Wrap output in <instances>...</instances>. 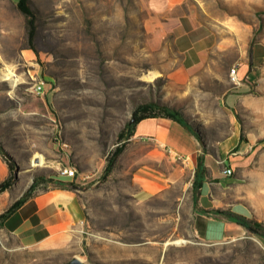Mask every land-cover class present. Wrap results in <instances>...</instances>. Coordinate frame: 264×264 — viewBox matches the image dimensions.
<instances>
[{"label": "rangeland", "instance_id": "1", "mask_svg": "<svg viewBox=\"0 0 264 264\" xmlns=\"http://www.w3.org/2000/svg\"><path fill=\"white\" fill-rule=\"evenodd\" d=\"M31 1L33 41L18 0H0V185L12 182L0 193V215L39 177L71 183L59 177L71 167L85 219L69 236L40 243L0 229V264H264V228L261 236L227 220L237 232H205L187 171L147 199L131 158L120 156L104 177L119 134L143 104L175 107L209 147L235 120L244 136L264 137V0H188L166 22L147 0ZM244 64L257 68L256 100L231 113L224 97L238 85L232 70ZM38 79L43 96L33 91ZM39 157L43 165L34 166ZM164 157L159 150L167 170ZM226 186L230 207L219 210L264 227V153ZM51 189L42 183L36 195Z\"/></svg>", "mask_w": 264, "mask_h": 264}, {"label": "crops", "instance_id": "2", "mask_svg": "<svg viewBox=\"0 0 264 264\" xmlns=\"http://www.w3.org/2000/svg\"><path fill=\"white\" fill-rule=\"evenodd\" d=\"M187 2L188 0H147L153 15L164 19L165 22L171 20L170 15L184 8ZM256 70L257 68H251L248 64L238 68L239 83L224 97L225 106L231 113H237L244 101L256 100L252 89L257 78ZM230 96L235 97V101L231 99L229 103ZM129 142L131 147L126 148L122 155L132 159L135 166L133 180L140 189L141 198L144 199L168 189L180 179L181 171H187L194 179L198 159L203 155L208 177L197 204L203 209L199 215L204 218L202 222L205 232L209 235H217L219 232L221 237L225 235L228 227L237 232L238 226L228 224L227 218H217L206 214L205 211L226 210L230 207L224 194L231 177L224 175V169L229 168L236 173L241 166L252 163L259 152L264 153V137L252 132L244 136L241 124L235 120L233 132L218 144L216 142L209 147L179 123L157 118L142 121ZM146 146L149 147L148 154L136 153L140 147ZM159 150L169 165L167 170H163L158 164ZM17 216L19 221H16L18 223L12 232L30 243H40L69 236L71 229L84 222L85 211L75 191L51 189L34 196L17 212Z\"/></svg>", "mask_w": 264, "mask_h": 264}, {"label": "trees", "instance_id": "3", "mask_svg": "<svg viewBox=\"0 0 264 264\" xmlns=\"http://www.w3.org/2000/svg\"><path fill=\"white\" fill-rule=\"evenodd\" d=\"M18 9L27 19V32L31 41L34 40L36 36L37 26V12L34 10L32 6L31 0H18L17 2ZM169 119L175 121L182 125L185 129H187L190 133L195 135L198 139H200L199 134L190 124L186 116L176 109L173 106L165 105V104H156V103H147L139 106L133 115L131 121L126 125V127L119 134V143L113 151L112 155L109 157L107 166L105 169L104 177H108L118 160V158L124 153L127 147V143L134 136L136 127L144 120L147 119ZM0 151H3L2 144L0 142ZM205 159L204 156L201 155L198 159V167L195 172V176L192 183V193L194 196L195 203H197V199L200 195L201 189L203 188V184L208 177V170L204 165ZM42 183L50 184L52 189H63V190H71L70 186H73V183H66L60 180L53 179L52 177H39L35 179L34 183L31 187L18 199H16L12 205L0 215V229L6 228L9 231H13L16 225V221H19L17 212L34 196L39 189V186ZM12 188V182L10 180L5 181L0 185V193H5ZM206 214H212L217 218H227L229 221L243 227L248 232L258 234L262 236L263 225L253 219H249L242 215H237L234 213H226L222 210H212L205 211Z\"/></svg>", "mask_w": 264, "mask_h": 264}, {"label": "built area", "instance_id": "4", "mask_svg": "<svg viewBox=\"0 0 264 264\" xmlns=\"http://www.w3.org/2000/svg\"><path fill=\"white\" fill-rule=\"evenodd\" d=\"M237 67L232 70L231 78L234 82H238V75H237ZM46 82L43 79H38L34 86V94L37 96H43L45 94ZM224 175L226 177H231L233 175L232 169L225 168ZM59 177L60 179H66L69 182H73L78 177V171L75 168L71 167H63L59 169Z\"/></svg>", "mask_w": 264, "mask_h": 264}, {"label": "water", "instance_id": "5", "mask_svg": "<svg viewBox=\"0 0 264 264\" xmlns=\"http://www.w3.org/2000/svg\"><path fill=\"white\" fill-rule=\"evenodd\" d=\"M38 161H39V159H37V162H38ZM70 189H71L72 191H76V192H79V191L82 190L81 187L76 186V185L70 186ZM73 264H82V263H81L79 260H74V261H73Z\"/></svg>", "mask_w": 264, "mask_h": 264}, {"label": "bare ground", "instance_id": "6", "mask_svg": "<svg viewBox=\"0 0 264 264\" xmlns=\"http://www.w3.org/2000/svg\"><path fill=\"white\" fill-rule=\"evenodd\" d=\"M43 157V156H42ZM42 157H39V161H38V163L39 164H37L36 162H33V165L34 166H42L43 165V163H44V161H43V158Z\"/></svg>", "mask_w": 264, "mask_h": 264}]
</instances>
